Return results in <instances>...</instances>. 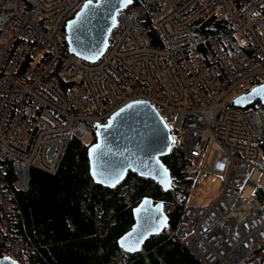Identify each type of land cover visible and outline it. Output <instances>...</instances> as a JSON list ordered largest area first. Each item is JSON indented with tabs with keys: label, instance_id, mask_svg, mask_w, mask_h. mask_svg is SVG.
<instances>
[{
	"label": "built area",
	"instance_id": "built-area-1",
	"mask_svg": "<svg viewBox=\"0 0 264 264\" xmlns=\"http://www.w3.org/2000/svg\"><path fill=\"white\" fill-rule=\"evenodd\" d=\"M84 1L0 0V162L11 164V185L26 190L31 167L54 173L72 137L87 142L94 126L145 99L196 164L175 237L201 264H264V163L257 146L264 109L231 103L235 92L264 82V0L238 6L143 0L156 3L161 46L140 28L142 8H124L94 62L68 52L64 40L65 22ZM212 14L230 29L207 34L198 50L194 28ZM209 174L220 177L219 188L200 203L197 189ZM170 178V189L177 187L179 177ZM16 213L0 175V255L34 264Z\"/></svg>",
	"mask_w": 264,
	"mask_h": 264
},
{
	"label": "trees",
	"instance_id": "trees-1",
	"mask_svg": "<svg viewBox=\"0 0 264 264\" xmlns=\"http://www.w3.org/2000/svg\"><path fill=\"white\" fill-rule=\"evenodd\" d=\"M244 1L235 0V4ZM134 7L143 10L139 26L146 31L150 43L161 46V38L153 27L156 3L131 0L125 10ZM229 29L225 19L212 14L194 28L199 39L196 48L204 51L207 34ZM250 105L259 112L264 109L259 101ZM172 135L173 145L160 159L179 180L177 187L167 191L131 170L113 188L95 183L89 174L86 154L88 144L95 139L94 133L88 143L72 137L54 173L31 167L26 190L11 185V164L0 162L1 178L10 186L17 211L18 231L31 246L29 259L34 264H201L174 234L196 164L184 157L177 133ZM257 146L264 163V129ZM144 196L163 202L168 226L150 235L139 251L129 253L116 240L131 226L132 208Z\"/></svg>",
	"mask_w": 264,
	"mask_h": 264
},
{
	"label": "water",
	"instance_id": "water-1",
	"mask_svg": "<svg viewBox=\"0 0 264 264\" xmlns=\"http://www.w3.org/2000/svg\"><path fill=\"white\" fill-rule=\"evenodd\" d=\"M85 0L74 16L64 24V40L70 53L86 61H96L109 44V33L116 24V14L130 3L126 0ZM256 101L264 105V82L235 95L231 103L245 107ZM132 106V107H129ZM123 110V111H121ZM95 139L87 146L89 174L95 183L113 188L131 170L152 179L163 191L171 187V173L160 156L173 145L170 127L148 100L127 102L104 123L94 126ZM131 226L117 238V245L126 252L141 249L150 235L168 226L163 202L144 196L132 208ZM127 245V247L122 246ZM128 247L134 250L129 251ZM0 264H20L0 255Z\"/></svg>",
	"mask_w": 264,
	"mask_h": 264
},
{
	"label": "rangeland",
	"instance_id": "rangeland-1",
	"mask_svg": "<svg viewBox=\"0 0 264 264\" xmlns=\"http://www.w3.org/2000/svg\"><path fill=\"white\" fill-rule=\"evenodd\" d=\"M237 93L238 92H235L232 96L236 95ZM91 139L88 140V138H87L86 140H88V141L85 142V143L90 142ZM252 177L253 178H257L258 177V173L254 172ZM262 180H263V183H264V177H263ZM219 184H220V177L219 176H216L214 174H209V175L205 176L202 179V181L200 182L199 187L197 189L199 202L200 203H206L208 200L212 199L217 193V190L219 188ZM250 192H251V188L248 186L246 188V190L244 191V194L245 195H249Z\"/></svg>",
	"mask_w": 264,
	"mask_h": 264
},
{
	"label": "snow or ice",
	"instance_id": "snow-or-ice-1",
	"mask_svg": "<svg viewBox=\"0 0 264 264\" xmlns=\"http://www.w3.org/2000/svg\"><path fill=\"white\" fill-rule=\"evenodd\" d=\"M91 3H92V0H88V3L85 5V8H89ZM126 3H131V0H126ZM129 107H132V106H129ZM121 111H123V110H121ZM122 246L127 247V245H123V244H122ZM128 250L132 251L134 249L132 247H128Z\"/></svg>",
	"mask_w": 264,
	"mask_h": 264
},
{
	"label": "bare ground",
	"instance_id": "bare-ground-1",
	"mask_svg": "<svg viewBox=\"0 0 264 264\" xmlns=\"http://www.w3.org/2000/svg\"><path fill=\"white\" fill-rule=\"evenodd\" d=\"M201 263V262H200Z\"/></svg>",
	"mask_w": 264,
	"mask_h": 264
},
{
	"label": "clouds",
	"instance_id": "clouds-1",
	"mask_svg": "<svg viewBox=\"0 0 264 264\" xmlns=\"http://www.w3.org/2000/svg\"><path fill=\"white\" fill-rule=\"evenodd\" d=\"M84 142V141H83Z\"/></svg>",
	"mask_w": 264,
	"mask_h": 264
}]
</instances>
